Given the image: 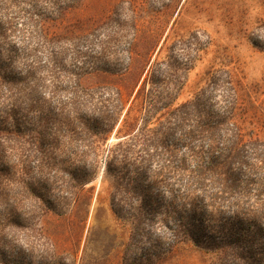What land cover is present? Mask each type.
Listing matches in <instances>:
<instances>
[{
	"label": "rangeland",
	"instance_id": "rangeland-1",
	"mask_svg": "<svg viewBox=\"0 0 264 264\" xmlns=\"http://www.w3.org/2000/svg\"><path fill=\"white\" fill-rule=\"evenodd\" d=\"M250 37L264 46V0H0V110L25 122L38 148L58 147L54 165L46 167L39 165L36 146H27L24 180L38 187L40 197L28 194L16 203L22 189L15 174L10 178L0 211L13 206L26 220L6 233L0 264H212L215 254L188 239L162 252L173 238L167 214L147 216L137 229L139 221L124 214L144 192L170 208L176 182L165 147L172 150L182 137L183 149L187 123L176 128L165 121L161 145L120 175L118 166L106 164V152L122 138L116 126L152 62L171 74L158 85L178 88L173 106L197 94L212 107L230 99L231 119L244 138L264 141V48ZM196 47L192 67L178 78L182 54ZM15 84L26 88L16 98L19 106L2 104ZM116 88L118 108L112 111L101 92ZM222 90H228L223 98ZM109 115L117 122L98 146L91 130ZM81 126L89 130L82 133ZM138 151L129 150L134 156ZM161 161L165 167L155 175ZM48 202L54 209L43 206Z\"/></svg>",
	"mask_w": 264,
	"mask_h": 264
},
{
	"label": "trees",
	"instance_id": "trees-1",
	"mask_svg": "<svg viewBox=\"0 0 264 264\" xmlns=\"http://www.w3.org/2000/svg\"><path fill=\"white\" fill-rule=\"evenodd\" d=\"M250 40L255 46L264 48L261 41L252 37ZM199 50L196 47L184 51L183 60L176 67L178 78L184 70L192 67ZM154 65L152 62L148 66L136 89L133 88L135 91L116 126L117 132L122 131V138L107 147L106 164L118 166V175L126 166L136 167V160L139 164L143 160L140 154L150 156V150L161 145L162 138H158V134L168 132V127L163 126L165 121H173L176 128L187 123L188 129L186 133L183 131V149L178 144L182 137L177 138L172 150L165 147V151L174 158L171 169L176 182L170 208L162 200H155L144 192L134 199V203L128 204L124 214L132 222L139 221L133 225L134 229L154 213L167 214L166 218L172 223L173 238L162 252L170 251L179 240L188 239L215 254L212 264H264V141L244 138L240 127L231 119L234 103L230 99L212 107L206 96L197 94L193 99L173 106L178 88L158 85L165 78L170 80L171 74L155 70ZM128 68L122 74L125 75ZM225 82L229 86L232 84L230 80ZM119 90L101 92L106 95L103 102L109 104L112 111L118 108ZM7 91L14 100L5 95L1 103L10 101L9 107H18L16 98L25 96V84H15ZM221 92L220 97L223 98L228 90ZM0 112V162L4 156L7 159L5 168L0 167V203L9 190L12 174H15L18 178L16 185L22 189L16 195V203L19 204L28 194L40 197L38 187L24 180L30 155L27 146L36 145L25 122L16 119L15 113L4 109ZM117 119L118 116L109 115L91 130L98 146H101L98 138L110 131ZM83 126L79 127L80 132L89 130ZM132 146L139 147L140 153L132 155L133 152H129ZM36 148L40 154L39 165H54V155L58 150L55 143H49L45 149ZM13 154L16 156L12 159L10 155ZM164 161L157 171H153L155 175L163 171ZM78 179L82 184L84 179ZM143 188L141 185L140 189ZM43 206L54 209L51 202ZM15 209L11 206L7 211H0V245L5 244L6 233L25 224L26 218L22 217L24 222L21 221ZM6 258L1 256L4 261Z\"/></svg>",
	"mask_w": 264,
	"mask_h": 264
}]
</instances>
